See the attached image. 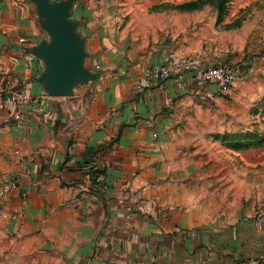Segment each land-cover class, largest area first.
<instances>
[{"label": "crops", "instance_id": "0c3cea01", "mask_svg": "<svg viewBox=\"0 0 264 264\" xmlns=\"http://www.w3.org/2000/svg\"><path fill=\"white\" fill-rule=\"evenodd\" d=\"M114 1L74 0L97 79L52 96L31 52L49 39L35 3L0 0V96L27 94L16 109L0 100V180L19 181L1 202L0 264H264V226L241 187L248 148L231 142L252 131L235 125V106L260 87L264 55L246 34L184 11L165 16L159 42H137ZM169 50L229 64L238 81L221 92L186 71L143 82Z\"/></svg>", "mask_w": 264, "mask_h": 264}, {"label": "rangeland", "instance_id": "374dc122", "mask_svg": "<svg viewBox=\"0 0 264 264\" xmlns=\"http://www.w3.org/2000/svg\"><path fill=\"white\" fill-rule=\"evenodd\" d=\"M120 2L122 20L120 28L137 42L160 41L167 27L163 21L166 15L176 12H191L199 18H214L222 30L239 31L246 34L252 52L264 55V0H115ZM183 5V9L180 6ZM264 59V58H263ZM254 83L260 87L252 91L253 98L247 105L236 104L241 117L234 118L242 127H248L252 136L248 140L264 139V63L256 67ZM238 81V80H237ZM233 86V85H232ZM230 86V87H232ZM252 88V87H251ZM256 93V94H255ZM246 181H242V192L245 187V201L252 208L249 218L254 223L253 215L260 208L264 209V144L248 148ZM254 225L258 227L255 223ZM262 228V227H258ZM264 260V257L261 258Z\"/></svg>", "mask_w": 264, "mask_h": 264}, {"label": "water", "instance_id": "95a60500", "mask_svg": "<svg viewBox=\"0 0 264 264\" xmlns=\"http://www.w3.org/2000/svg\"><path fill=\"white\" fill-rule=\"evenodd\" d=\"M32 1L41 26L49 35V39L31 48L45 63V71L39 79L49 95H71L77 86L97 79V73L86 65V39L79 33L78 23L71 18L74 0Z\"/></svg>", "mask_w": 264, "mask_h": 264}, {"label": "built area", "instance_id": "2783aa9c", "mask_svg": "<svg viewBox=\"0 0 264 264\" xmlns=\"http://www.w3.org/2000/svg\"><path fill=\"white\" fill-rule=\"evenodd\" d=\"M186 71L191 74L193 79L200 83H215L220 92L224 91L234 84L237 80V74L233 67L229 64H217L214 66H205L199 55H185L176 50H169L166 53L165 59L157 64L147 68L142 81H164L170 78L174 73ZM137 87L142 88V83ZM0 100L8 106L19 108L27 100V94L24 90L8 91L0 96ZM15 125L18 128H23L26 120L22 115L14 116ZM156 135V134H155ZM2 155L0 154V159ZM103 175L97 176V180L102 181ZM19 187V181L16 178L0 180V207L3 198ZM29 201L27 194L22 196L21 206L15 212V217L22 216L24 208ZM254 223L258 227L264 226V209L260 208L253 215Z\"/></svg>", "mask_w": 264, "mask_h": 264}, {"label": "trees", "instance_id": "16d2710c", "mask_svg": "<svg viewBox=\"0 0 264 264\" xmlns=\"http://www.w3.org/2000/svg\"><path fill=\"white\" fill-rule=\"evenodd\" d=\"M183 8H184L183 5L180 6V9H183ZM252 135H254V134H250L248 132V133L242 134L240 137L237 136L236 138H233L231 142L238 148H249L252 146L264 144V139L263 140L260 139L259 141H257V140H255V141L250 140L249 141L248 136H252ZM92 172L94 174L93 175L94 176L93 184L100 186V183L102 181L97 180V176L100 174V172L99 171H92Z\"/></svg>", "mask_w": 264, "mask_h": 264}]
</instances>
